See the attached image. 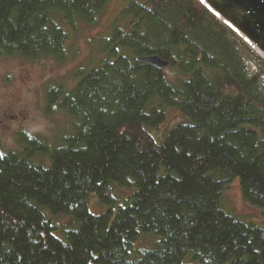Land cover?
<instances>
[{
	"label": "trees",
	"instance_id": "trees-1",
	"mask_svg": "<svg viewBox=\"0 0 264 264\" xmlns=\"http://www.w3.org/2000/svg\"><path fill=\"white\" fill-rule=\"evenodd\" d=\"M114 2L72 83L44 88L67 130L0 152V264H264V227L221 207L237 179L264 219V58L200 0H0V58L64 63Z\"/></svg>",
	"mask_w": 264,
	"mask_h": 264
},
{
	"label": "rangeland",
	"instance_id": "rangeland-1",
	"mask_svg": "<svg viewBox=\"0 0 264 264\" xmlns=\"http://www.w3.org/2000/svg\"><path fill=\"white\" fill-rule=\"evenodd\" d=\"M117 8L118 3L114 2L97 24L78 27L76 36L70 40L73 44L72 54L64 63L51 59L26 61L19 57L0 58V152L18 150L15 135L19 131L44 138L48 145H52L67 130L68 118L65 114H44V88L61 81L72 83L73 69L85 64L93 49V38L106 31L109 19ZM164 72L167 76H173L168 68ZM181 120L182 117L176 111L169 109L166 121L153 134L161 135ZM88 203L93 213L104 209L97 203L95 194L88 196ZM221 207L237 219L264 227L262 212L243 201L237 179L224 186ZM64 222L60 220L59 224ZM152 241L153 237L145 236L138 244L147 246Z\"/></svg>",
	"mask_w": 264,
	"mask_h": 264
},
{
	"label": "water",
	"instance_id": "water-1",
	"mask_svg": "<svg viewBox=\"0 0 264 264\" xmlns=\"http://www.w3.org/2000/svg\"><path fill=\"white\" fill-rule=\"evenodd\" d=\"M202 4L264 58V0H204ZM138 60L156 69L168 66L157 56Z\"/></svg>",
	"mask_w": 264,
	"mask_h": 264
},
{
	"label": "snow or ice",
	"instance_id": "snow-or-ice-1",
	"mask_svg": "<svg viewBox=\"0 0 264 264\" xmlns=\"http://www.w3.org/2000/svg\"><path fill=\"white\" fill-rule=\"evenodd\" d=\"M201 3H204V0H201Z\"/></svg>",
	"mask_w": 264,
	"mask_h": 264
}]
</instances>
